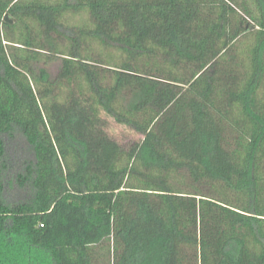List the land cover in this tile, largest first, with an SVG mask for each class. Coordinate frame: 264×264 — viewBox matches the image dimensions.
<instances>
[{
  "label": "trees",
  "instance_id": "1",
  "mask_svg": "<svg viewBox=\"0 0 264 264\" xmlns=\"http://www.w3.org/2000/svg\"><path fill=\"white\" fill-rule=\"evenodd\" d=\"M0 264H264V0H0Z\"/></svg>",
  "mask_w": 264,
  "mask_h": 264
},
{
  "label": "rangeland",
  "instance_id": "2",
  "mask_svg": "<svg viewBox=\"0 0 264 264\" xmlns=\"http://www.w3.org/2000/svg\"><path fill=\"white\" fill-rule=\"evenodd\" d=\"M7 21H8L9 23H11V22H12V20H11V18H10V17H7Z\"/></svg>",
  "mask_w": 264,
  "mask_h": 264
}]
</instances>
